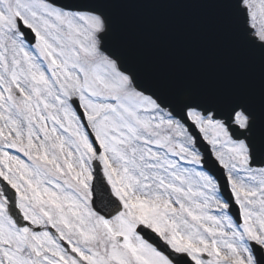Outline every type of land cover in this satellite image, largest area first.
I'll use <instances>...</instances> for the list:
<instances>
[{"label":"snow or ice","instance_id":"obj_1","mask_svg":"<svg viewBox=\"0 0 264 264\" xmlns=\"http://www.w3.org/2000/svg\"><path fill=\"white\" fill-rule=\"evenodd\" d=\"M0 0V264H264V0L210 9L211 84L147 73L110 11Z\"/></svg>","mask_w":264,"mask_h":264},{"label":"water","instance_id":"obj_2","mask_svg":"<svg viewBox=\"0 0 264 264\" xmlns=\"http://www.w3.org/2000/svg\"><path fill=\"white\" fill-rule=\"evenodd\" d=\"M110 16L149 74L195 88L211 84L227 63V41L210 9L146 0L114 8Z\"/></svg>","mask_w":264,"mask_h":264}]
</instances>
